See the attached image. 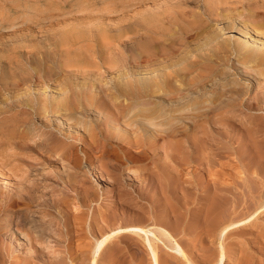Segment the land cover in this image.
<instances>
[{"label": "rangeland", "instance_id": "374dc122", "mask_svg": "<svg viewBox=\"0 0 264 264\" xmlns=\"http://www.w3.org/2000/svg\"><path fill=\"white\" fill-rule=\"evenodd\" d=\"M222 1L0 0V107L3 108L0 113V189L12 186L19 178L13 177L20 175L19 169L23 164L30 170L43 169L49 176L54 171L53 175L63 174L65 177L54 184L57 189L53 190L55 196L50 192L53 199L46 196L53 200V204L58 199L62 201L53 208L60 220L58 224L51 225L52 231L49 230L51 233L60 230V235L50 234L46 248H18L11 240L0 238V242L3 241L0 264H90L92 251L86 245L89 235L101 237L114 229L129 226L151 228L159 236L169 232L183 247L187 259L197 264L216 263L222 250L227 253L225 264H246L244 257L247 252L252 264H264V74L249 85L244 106L223 111L222 117L211 115L201 125L191 127L187 152L193 153V162L182 166L170 156L171 137L160 138L153 150L148 146L145 149L132 148L126 143L127 137L121 136L122 144L131 147V152L140 151L142 160L132 161L127 155L114 154L99 140L92 154L94 162L84 158L75 168L74 163L47 158L37 149L21 146L16 137H10L11 124L7 120L14 110L4 106V100L9 98L11 102L17 92L24 90L50 89L49 97L53 99L54 89L75 88L73 83L76 80L77 88L84 82L91 84L92 78L111 81L113 77L114 80L115 73L112 72L117 69L111 66L110 60L121 53L129 59L132 54L138 56L148 17L154 14L158 18L168 16L158 25L170 31L174 27L169 19L182 10L191 17L193 11L206 12L208 6L219 3V11L229 14L228 4ZM249 2L252 1L231 0L229 3L233 7L234 21L242 30L250 24L247 19L252 11L249 10ZM259 14L264 15V11ZM222 21H210L209 26L220 29L225 24ZM224 30V37L239 32L237 28ZM144 63L145 58L140 59V64ZM40 71L45 77L37 76ZM57 71L58 76L54 75ZM221 84L226 83L223 81ZM218 117L220 119L217 120ZM194 137L201 138L203 144L201 140L198 141L201 146L195 144ZM80 153L83 154L82 151ZM66 168L67 172H64ZM160 168L168 175L166 183L156 176ZM70 172L74 176L72 181ZM216 177L220 178L219 197L213 183ZM113 193L117 199L111 203ZM212 197L220 199L221 210L228 216H225L227 222L234 220V216L235 220H243L255 212L254 221L224 234L211 230L208 222L214 212L210 209ZM22 205L19 206L21 209L24 208ZM24 240L28 241L23 238L21 243ZM57 240H61L60 245H56ZM182 255L169 248H158L159 264H187ZM97 260V264L154 263L147 242L127 234L115 237L97 254Z\"/></svg>", "mask_w": 264, "mask_h": 264}, {"label": "bare ground", "instance_id": "6f19581e", "mask_svg": "<svg viewBox=\"0 0 264 264\" xmlns=\"http://www.w3.org/2000/svg\"><path fill=\"white\" fill-rule=\"evenodd\" d=\"M188 1L184 0V2ZM230 1H222L228 4V10H231L229 14L219 11V3L208 6L207 11H204L205 14L196 12L197 10L193 11L191 17H187L185 11L182 10L179 15L169 19V23L174 27L173 30L169 29L170 31L159 26L161 24L158 25L160 20L168 16L158 18L154 14L148 17L141 35L138 56L132 54L129 59L121 56V53L111 60L108 58L111 66L117 69L116 72L111 71L115 73L114 80L113 77L111 81L92 78L91 84L84 82L79 88L75 85L78 84L76 80L73 83L75 88L57 87L54 89L53 99L49 97L50 89H41L33 92L29 90L17 92L13 101H8L9 98L4 100L5 108L14 110L7 120L11 124L10 137H16L15 139L21 146L37 149L41 154L47 155V158L53 157L67 161L69 164L74 163L75 168L79 167L84 158L94 162L92 154L99 140L102 146L112 153L124 154L132 161H139L142 158L140 151L139 153L138 151L131 152V147L128 148L122 144L121 136L127 137L126 143L132 148L148 146V149L153 150L160 138L171 137L169 146L172 154L169 155L176 161V164L182 166L183 163L193 162V153L187 152L191 127L201 125L209 120L211 115L220 116L223 111L228 112L244 106V96L248 94L249 85H252L254 81L257 82V78L264 74V15L259 14L264 11V0L249 2V10L252 9V11L247 18L250 24L244 26L245 30L240 29L234 21L236 18L232 14L233 7L229 4ZM222 20L225 21L223 27L210 28V21L223 22ZM224 28H237L239 32L236 31V35L224 37L223 34L226 32ZM142 58H145L144 64H140ZM133 74H136V77ZM54 75L58 76L59 71ZM37 76L45 77V74L40 71ZM20 80L24 79L20 78ZM223 81L226 84L222 85ZM209 91L211 92L208 93ZM257 99L261 101L262 98ZM2 111L3 108L0 107V113ZM36 128L38 131H35ZM253 137L255 138L254 135ZM199 140L194 137V142H197L195 144L198 145V141L202 143V139ZM81 151L83 154L80 153ZM23 165L19 169L20 175L13 177L19 178L12 183V186L0 189V238L11 240L10 242L18 248H46L45 244L50 242V234L52 236L55 233L57 236L61 233L59 225H57V230H59L56 231L57 233L49 231L52 229L51 225H56L55 223L60 220V216L53 211V208L61 201L57 198L58 200L53 204L51 200L53 196H50V192L53 193L54 184L59 183V179L64 180L65 177L63 174L53 175L54 171L49 176L43 172V169L30 170L31 168L27 169ZM26 166L30 167V165ZM31 167L34 165L32 164ZM64 172H67V168ZM72 174L74 175V172ZM69 176L72 177V179L70 177L72 181L74 176L71 172ZM156 176L161 182L162 180L165 182L168 178L163 169ZM213 183L215 193L219 197L220 178L216 177ZM116 199L113 193L111 203ZM21 204L24 205H22L23 209L20 208ZM210 209L214 212L208 222L209 227L213 231L217 230L219 234L252 223L256 215L253 212L243 220H235L234 216V220L227 222L228 219L221 210L220 199L214 197L211 198ZM75 220L76 217H74ZM89 231L92 233L91 230ZM121 234L143 238L148 248L151 249L153 264H159L158 248H169L172 252H181L187 264H197L187 259L183 247L173 239L169 232L166 231L162 233L163 236H159L151 228L142 226L120 227L101 237L89 235V243L87 242L86 245L92 251L93 259L90 264H97V254ZM22 236L28 241L24 240L21 243ZM60 241L56 245H60ZM2 244L0 248H3ZM244 259L246 264H252V258L248 252ZM226 260L227 253L222 250L214 264H225Z\"/></svg>", "mask_w": 264, "mask_h": 264}]
</instances>
